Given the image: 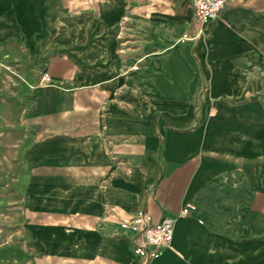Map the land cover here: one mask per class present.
Wrapping results in <instances>:
<instances>
[{
  "label": "crops",
  "instance_id": "1",
  "mask_svg": "<svg viewBox=\"0 0 264 264\" xmlns=\"http://www.w3.org/2000/svg\"><path fill=\"white\" fill-rule=\"evenodd\" d=\"M3 128L31 144L23 264H264V0L203 25L190 0H0ZM185 206L148 258L138 213Z\"/></svg>",
  "mask_w": 264,
  "mask_h": 264
},
{
  "label": "rangeland",
  "instance_id": "2",
  "mask_svg": "<svg viewBox=\"0 0 264 264\" xmlns=\"http://www.w3.org/2000/svg\"><path fill=\"white\" fill-rule=\"evenodd\" d=\"M143 61V65L132 63L138 66L130 72L133 79L139 69L148 66ZM25 133L15 128L0 129V264H23L29 258L34 262L40 259L39 250L34 253L29 226L33 208L28 193L30 172L26 155L31 144L17 142ZM39 214L37 218H42V213Z\"/></svg>",
  "mask_w": 264,
  "mask_h": 264
},
{
  "label": "built area",
  "instance_id": "3",
  "mask_svg": "<svg viewBox=\"0 0 264 264\" xmlns=\"http://www.w3.org/2000/svg\"><path fill=\"white\" fill-rule=\"evenodd\" d=\"M229 0H190L197 22L203 25L216 20ZM201 30L193 33V38L201 35ZM189 206V205H188ZM188 206L183 207L177 216H163L157 223H152L150 217L143 211L138 213L135 220L137 231L140 232L139 247L146 250L148 258L154 257L160 247L169 246L172 239L176 218L189 213Z\"/></svg>",
  "mask_w": 264,
  "mask_h": 264
},
{
  "label": "water",
  "instance_id": "4",
  "mask_svg": "<svg viewBox=\"0 0 264 264\" xmlns=\"http://www.w3.org/2000/svg\"><path fill=\"white\" fill-rule=\"evenodd\" d=\"M176 166H177L176 163H169L166 167L165 175H169L171 171L173 170V168H175Z\"/></svg>",
  "mask_w": 264,
  "mask_h": 264
}]
</instances>
